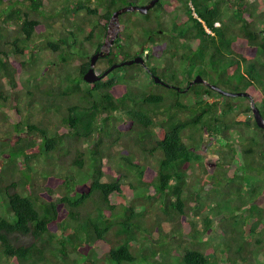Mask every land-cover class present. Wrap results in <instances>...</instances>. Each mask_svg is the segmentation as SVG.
I'll list each match as a JSON object with an SVG mask.
<instances>
[{
	"label": "trees",
	"instance_id": "obj_1",
	"mask_svg": "<svg viewBox=\"0 0 264 264\" xmlns=\"http://www.w3.org/2000/svg\"><path fill=\"white\" fill-rule=\"evenodd\" d=\"M93 1L60 0L64 13L74 9L92 20L86 33L77 24L54 33L41 29L44 0H28L26 6L23 0H0V6L5 4L1 22L12 32L0 31V264H162L156 256L168 247L161 249V242L169 246L175 240L161 234V218L173 223L170 233L187 239L166 264H253L256 254L264 261V128L252 117L231 118L251 112V101L264 119V0H182L184 15L171 21L169 29L151 20L142 28L146 32L144 39L139 36V49L148 54L143 65H122L88 83L82 75L89 62L78 50L93 46L88 39L104 34L112 11L134 4ZM127 13L118 18L125 29L128 22L137 24L122 17ZM74 30L82 33L81 39ZM148 35L157 38L153 47L145 44ZM123 36L127 38L124 31ZM34 38L60 61L79 62L76 74L64 70L60 83L65 85L55 94L37 83L19 93V72L34 62ZM119 40L100 59L104 65L138 54L139 49L128 55ZM149 59H158V65ZM114 71L120 72L111 75ZM141 72L144 78L138 79ZM41 73L28 71V78L33 81ZM195 75L221 89L246 92L250 99L222 95L204 82L188 85ZM140 80L147 87H139ZM241 100L245 106L239 108ZM19 104L26 107V117L18 116ZM35 113V121H28V114ZM231 132L241 139L240 162L233 160L237 150ZM203 133L226 147L218 152L232 161L221 170L234 164L226 176L228 191L222 195L211 189L220 198L213 208L222 214L220 234L211 246L206 215L201 230L191 219L181 230L182 218L203 205L199 190L219 166L201 167L204 161L194 150ZM114 143L122 146L117 162L125 172L102 181V148ZM194 164L210 172L187 175ZM153 202L154 216L145 218ZM138 237L151 241L148 252H139ZM200 242L206 244L199 247Z\"/></svg>",
	"mask_w": 264,
	"mask_h": 264
},
{
	"label": "rangeland",
	"instance_id": "obj_2",
	"mask_svg": "<svg viewBox=\"0 0 264 264\" xmlns=\"http://www.w3.org/2000/svg\"><path fill=\"white\" fill-rule=\"evenodd\" d=\"M25 6L28 5V0H23ZM60 0H44L43 6L39 8V11L41 12V16L40 19L43 22V25L41 26V29L43 30H51L55 32H59V30L63 31V30H70V29H75V25H79L82 26L83 29L85 28V32H87V25L89 24V21L92 20V18H86L83 17V12L82 11H76L70 10L67 13H64L61 9V6L59 5ZM94 1H91L89 4L92 5ZM181 0H170V1H164L161 4V10L159 11L158 9L155 8V13L151 10L147 16L141 15L139 12L137 11H129L127 13V15H123L122 17L124 19L129 18V19H136L137 24H132L130 25V22H128L127 24H125V27H128L127 29H123L124 33H126V37L127 38H123V31H121V34L119 38V43H123L124 46L126 47V49H128L129 54L131 55L133 53H135L138 49L139 46L142 45V42L139 39V36L144 39L145 37V33L146 30L144 31L142 28L146 27L147 29V24L146 22L149 24V21L151 20V23L153 24L154 22H159L160 24H162L164 27H166L167 29H169V23L171 21L174 20H179L180 17H182L184 15L183 13V5L181 3ZM5 4L1 5L0 7L2 8ZM5 7V6H4ZM179 11V15L176 16V13H178ZM74 12V15H70L71 13ZM175 13V14H174ZM50 14L51 18H47V15ZM60 17H59V15ZM150 16V17H149ZM147 17V18H146ZM1 18L2 16H0V31L3 32V29H7V33H12L11 32V27L10 26H6L2 24L1 22ZM88 19V20H87ZM147 19V21H146ZM87 20V21H86ZM73 21V23L71 22ZM121 22H123V19H120ZM142 22V24H141ZM139 23V24H138ZM45 25V27H44ZM139 25V26H137ZM150 25V24H149ZM156 26V24H155ZM5 27V28H3ZM56 30V31H55ZM41 32V35H44L46 38H49V36H47V32ZM149 31V29H148ZM57 32V33H58ZM56 33V34H57ZM128 33V34H127ZM74 37L81 39V35L82 33L74 30ZM147 34V33H146ZM37 35V34H36ZM65 37H67V41H71V37L69 36V34H67L66 32H64ZM155 35H152L151 38H153ZM36 37V36H35ZM99 38V36L97 37ZM157 39V38H156ZM41 41L42 40H38L36 38L33 39V46H31V50L34 53V62L31 65V67H29L28 71L29 72H33L36 73L37 70H42V73L40 75L36 74L33 76V81L32 79L30 80V78H28V71L26 70H20L19 75H18V81L20 83V87H19V93L21 94L22 90L27 89L31 84L30 83H34L40 86H49L52 90V92L61 89L63 85H65V82L60 83V78L62 76V73L64 72V70L69 71V74L77 73V66L79 64L78 60L74 59L71 60L70 58L67 59V61L62 62L60 61L57 57L56 54L51 53L47 48H43L41 47ZM152 42L150 39L147 40L145 42V44ZM163 44V43H160ZM91 48L88 47V50ZM159 48V47H158ZM144 51V50H143ZM145 52V51H144ZM143 52V53H144ZM147 53V52H146ZM25 55H27L25 53ZM88 56V55H87ZM83 57L85 59H87L84 55ZM9 58H11V55L9 54ZM51 60L52 64L51 65H45V61ZM149 63L150 64H155L158 65L159 61L158 59H155L154 61L152 59H149ZM93 66H94V70L98 71L101 70V68L103 67V63L101 61H95L93 62ZM121 71V70H120ZM120 71H114L113 73H111V75H116L118 74ZM145 75V72H141L140 75H138V79H143ZM145 80V79H144ZM60 83V84H59ZM82 85V83H80ZM139 87H147V84H145V82L143 80L139 81ZM223 90L227 91V86H223L222 87ZM229 91V90H228ZM37 93V92H35ZM11 96V95H10ZM185 97H189V93L186 94ZM19 100H21V97H19ZM23 100V99H22ZM67 101V100H66ZM19 103V102H18ZM22 103V101H21ZM33 102H31V104H33ZM239 108L245 106V102L244 100L239 101ZM20 105V111L18 112V116L23 118L26 117L27 115V110L25 112V108L24 105ZM12 116V113H11ZM28 121H35L36 118V113L35 114H28ZM50 118L55 119V115H51L49 114ZM251 112H246V113H234V115L231 114V118L232 119H236V120H250L251 119ZM120 123V121H119ZM124 128V127H123ZM246 134H248V132H246ZM229 137L231 138V141L233 142L235 149L237 150V156L233 159L235 160L234 162L237 161H241V156L239 155L240 151H239V143L241 141L239 137V135L237 133L231 132L229 134ZM238 138V140H237ZM200 142V141H199ZM86 144V142H84V145ZM226 151V147L221 146L220 142L214 138V137H210L208 134L206 135L205 133H203V138L202 141L200 142L199 146H197L194 150L195 153H197L200 157L201 160L204 161V165L202 164L201 167L203 166H207V167H213L214 165H211L213 162H218L219 166L216 169H212L211 172L209 169H207L205 171V168L201 171L200 167H198L196 164L193 165V167H190L187 171V175L192 174L191 172L194 171L197 173V176H200V174H203V176L206 174V172H210L211 174L213 173L212 178L209 180V183H206V185L204 186V189L199 190V194L204 196L203 198V205H201V208H199L198 210H196V214L194 213V211L190 210L185 218H182V222L183 224L181 225V230L182 231H186L187 229V221L188 219H191V221L194 223L195 228L198 230H201L203 228V223L201 220V216L206 215L209 220H210V224L208 227V230L205 233V236H209L210 238H207L206 240H208L211 246L212 244L214 245L216 239L214 236H217V234L219 233V226L217 225V221L218 219H220L222 217V214H216L214 207V203L216 200L220 199L219 196L215 195V192H212L211 189H215L217 188V192L220 191V194L223 195L224 191H228V188H230V185L228 184V182L226 181V176L230 175L231 170L234 168V164L225 166V170H221L222 166L224 165V163H227V161L231 160L229 157V155L225 156L222 158V155H220V153L218 151ZM122 146H120V144L118 143H114L111 145H107L105 147L102 148V152H103V156L101 159V169H102V177L101 180L102 181H112L113 178L115 176L121 175L123 174L125 171L124 169H122L117 162V157H119L122 154ZM226 161V162H225ZM232 161V160H231ZM216 171H220V172H216ZM202 172V173H201ZM235 172V170H234ZM63 173H65L63 171ZM75 173V171H74ZM195 174V173H194ZM79 175V173L77 172V176ZM196 175V174H195ZM78 178V177H76ZM202 179V180H201ZM199 181L200 182H204V178H201ZM201 185V183H200ZM138 191V190H137ZM136 191V192H137ZM193 193V192H192ZM220 195V197L222 196ZM0 200L2 201L3 199L0 197ZM149 201V200H148ZM153 201V200H152ZM135 204H141V202H136ZM155 205L156 202H153V205H149V212H146L145 218H147V216L149 217H153L154 216V212L153 210L155 209ZM152 206V207H151ZM153 208V210H152ZM141 210V207L137 208L136 210ZM223 209V208H221ZM219 212H222L219 211ZM159 229L161 234L165 235V239L166 240H175V242H171L172 244L169 246H166V244L164 242H161L160 244V248H167L168 247V252L166 254L162 253L164 251H160L158 253V255L156 256V258L162 263V264H166L169 260L171 255H175L178 252L180 253V251L182 250L183 247H185L184 245H186V241L187 239H183V238H178V236L176 234L170 233L171 228L173 227V223L171 221L165 220V219H160L159 220ZM220 234V233H219ZM167 236V237H166ZM150 240L146 239L144 237H138V241L136 242V247L138 248L139 252H148V250L150 249ZM169 243V242H168ZM167 243V244H168ZM206 242H203L198 245L203 246L205 245ZM216 253V250L214 249L212 254ZM139 254V253H138ZM256 260H253V264H264V261L261 260L260 258V254H256L255 255Z\"/></svg>",
	"mask_w": 264,
	"mask_h": 264
},
{
	"label": "water",
	"instance_id": "obj_3",
	"mask_svg": "<svg viewBox=\"0 0 264 264\" xmlns=\"http://www.w3.org/2000/svg\"><path fill=\"white\" fill-rule=\"evenodd\" d=\"M156 1L157 0H149L146 4H142V5H132L131 4V5L122 6L118 9L112 11L109 22L110 23H112V22L117 23L118 14H120L121 12H125V11H138L139 13L144 14L149 8H151L154 5V3ZM95 57H96V55H93L89 59L88 69L82 75V78L85 82L92 83V82L100 79L102 76L107 74L109 71H111L115 67H120L122 65H129L131 63H139V64L143 65V62H144V59L142 57L136 55L130 59L120 61L119 63H114V64L110 65L107 69H105L103 72H101L100 74L95 75V73L93 72V69H92ZM144 58H147V53L144 54ZM152 77H153L154 82L162 83L156 76H152ZM195 82H204V81L199 75H195V77L188 83V85H190L191 83H195ZM205 84H207V83H205ZM207 85L209 86L210 89L216 91L217 93L225 95V96H230V97L246 96L250 99L249 95L246 92L225 91V90H223V89H221L215 85H211V84H207ZM250 107H251L250 108L251 109V115H252V118H253L255 125L259 128H264V119L260 115L257 107H255L251 101H250Z\"/></svg>",
	"mask_w": 264,
	"mask_h": 264
},
{
	"label": "flooded vegetation",
	"instance_id": "obj_4",
	"mask_svg": "<svg viewBox=\"0 0 264 264\" xmlns=\"http://www.w3.org/2000/svg\"><path fill=\"white\" fill-rule=\"evenodd\" d=\"M91 1H93V0H91ZM149 0H134L133 2H134V4H132V5H142V4H146L147 2H148ZM164 1H170V0H164ZM182 1V0H181ZM162 2H163V0H157L155 3H154V5L151 7V8H149L144 14H142V13H140L141 15H146V14H148L151 10L153 11V12H155V8L156 9H158L159 11L161 10V4H162ZM182 3V2H181ZM125 5H129V4H125ZM125 5H123V6H125ZM122 7V6H121ZM120 8V7H119ZM116 10V9H115ZM126 12H129V11H126ZM138 12V11H137ZM121 17V13L120 14H118V16H117V23H115V22H112V23H110L109 21H108V23H107V26H106V28H105V30H104V34L103 35H99L98 34V36H99V38L97 39V37H92L91 39H88V41L90 42V43H93V46H91V45H88V44H84L83 46H82V48H80L78 51L80 52V53H82V55H84L86 58H87V60H88V62H89V59L93 56V55H96V57H95V59H94V62L95 61H101V62H103L102 60H100V59H103L105 56H108V54H109V51H110V47L113 45V43H114V40L116 39V38H121L120 37V34H121V31L124 29V24L123 23H121L119 20H118V18H120ZM110 19V18H109ZM157 30H159V29H157ZM73 37V36H72ZM148 39H151V41L152 42H150V43H148V46H151V47H153L152 46V44L154 45L155 43H157V40L155 39V37H153V38H151V36L150 35H148ZM71 40H72V38H71ZM97 42H98V44H97ZM119 42V41H118ZM147 44V43H146ZM88 45V46H87ZM91 46V48L88 50V47H90ZM85 47V48H84ZM140 47H141V45H140ZM83 49H85V50H83ZM138 52V51H137ZM144 51H143V49H139V52H138V56H140V57H142L144 60H147L148 59V56H147V58H144V53H143ZM146 53V52H145ZM88 55V56H87ZM134 56H136V55H133L132 57H134ZM131 57V58H132ZM120 62V61H119ZM116 63H118V62H116ZM112 64H114V63H112ZM112 64H110V65H112ZM94 65V64H93ZM110 65H104L103 64V67L102 68H104V69H102V70H99V72L98 71H96V73L98 74V73H100L101 71H104L105 69H107ZM88 66H89V63H88ZM116 68H118V67H115V68H113V69H116ZM87 69H88V67H87ZM86 69V70H87ZM92 69L94 70V66H92ZM112 69V70H113ZM215 164V162H213L211 165H214Z\"/></svg>",
	"mask_w": 264,
	"mask_h": 264
},
{
	"label": "clouds",
	"instance_id": "obj_5",
	"mask_svg": "<svg viewBox=\"0 0 264 264\" xmlns=\"http://www.w3.org/2000/svg\"><path fill=\"white\" fill-rule=\"evenodd\" d=\"M193 15H194V14H193ZM144 54H145V53H144ZM147 56H148V54H147ZM118 63H119V62H118ZM93 72L95 73V75H98V74H100V73H101V72H103V71H101V72H100V73H98V74L96 73V71H95V70H93ZM109 72H110V71H109ZM102 77H104V76H102ZM102 77H101V78H102ZM101 78H100V79H101ZM98 80H99V79H98ZM96 81H97V80H96Z\"/></svg>",
	"mask_w": 264,
	"mask_h": 264
}]
</instances>
